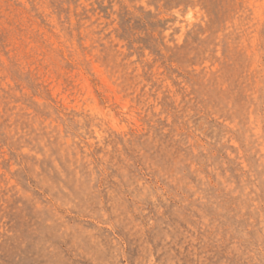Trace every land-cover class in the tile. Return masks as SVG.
<instances>
[{
  "label": "rangeland",
  "instance_id": "1",
  "mask_svg": "<svg viewBox=\"0 0 264 264\" xmlns=\"http://www.w3.org/2000/svg\"><path fill=\"white\" fill-rule=\"evenodd\" d=\"M0 264H264V0H0Z\"/></svg>",
  "mask_w": 264,
  "mask_h": 264
}]
</instances>
